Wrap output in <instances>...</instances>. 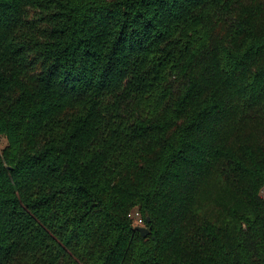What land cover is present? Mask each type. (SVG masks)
I'll return each instance as SVG.
<instances>
[{
	"label": "trees",
	"instance_id": "trees-1",
	"mask_svg": "<svg viewBox=\"0 0 264 264\" xmlns=\"http://www.w3.org/2000/svg\"><path fill=\"white\" fill-rule=\"evenodd\" d=\"M262 106L264 0H0V264H264Z\"/></svg>",
	"mask_w": 264,
	"mask_h": 264
},
{
	"label": "rangeland",
	"instance_id": "rangeland-1",
	"mask_svg": "<svg viewBox=\"0 0 264 264\" xmlns=\"http://www.w3.org/2000/svg\"><path fill=\"white\" fill-rule=\"evenodd\" d=\"M261 111L259 113L264 112V106L261 107ZM250 123L248 121L244 122L237 128H233L231 132V147L233 150H236L237 147L243 145L245 147V152H250L247 146H255V138L251 136V132L246 131L248 125ZM4 146V143L0 141V150ZM243 182V181H241ZM229 189V182L226 181L225 178L222 177L221 173L218 172L215 177H213L212 181L209 183L207 188L202 192L199 201H198V209L204 211L206 208L210 211H214L216 205L220 203L222 195L225 191ZM261 195L264 197L263 190L261 191ZM217 211V209H216ZM138 209L132 210L131 218L135 226L144 227L139 223L140 217L137 215Z\"/></svg>",
	"mask_w": 264,
	"mask_h": 264
},
{
	"label": "water",
	"instance_id": "water-1",
	"mask_svg": "<svg viewBox=\"0 0 264 264\" xmlns=\"http://www.w3.org/2000/svg\"><path fill=\"white\" fill-rule=\"evenodd\" d=\"M136 231L140 234L142 238L147 237L149 230L146 227H137Z\"/></svg>",
	"mask_w": 264,
	"mask_h": 264
},
{
	"label": "built area",
	"instance_id": "built-area-1",
	"mask_svg": "<svg viewBox=\"0 0 264 264\" xmlns=\"http://www.w3.org/2000/svg\"><path fill=\"white\" fill-rule=\"evenodd\" d=\"M139 223L142 224V220L141 219H139Z\"/></svg>",
	"mask_w": 264,
	"mask_h": 264
}]
</instances>
